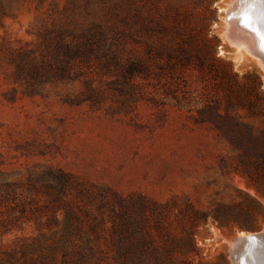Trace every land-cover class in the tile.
Here are the masks:
<instances>
[{"label":"rangeland","instance_id":"374dc122","mask_svg":"<svg viewBox=\"0 0 264 264\" xmlns=\"http://www.w3.org/2000/svg\"><path fill=\"white\" fill-rule=\"evenodd\" d=\"M230 1L0 0V44L7 40L14 46L34 45L37 33L45 27L85 20L113 27L128 43V55L141 56L147 44H159L162 31L176 30L183 39L204 32L214 39L215 57L228 65L239 85L232 95L221 84L224 74L220 69L216 76L187 71L179 76L202 103H175L167 98L153 107L138 101L132 103L128 115L110 116L87 104L65 102L76 97L78 83L46 86L33 96L22 94L23 88L10 81L11 69L3 66L0 173L24 174L27 169L40 171L51 165L122 195L136 192L159 202L177 195L208 209L246 201L243 193L254 195V190L247 187L237 168L236 152L219 131L199 122L210 120V113L198 112L203 104H220V115L248 124L256 133L264 130V73L256 58L236 54L223 38L227 26L223 10ZM114 99L107 96V104ZM232 212L228 226L219 227L209 218L198 227L194 264H231L228 248L237 232L264 227L263 222L253 229L240 228L249 218ZM51 232L33 221L19 222L0 236V248L36 237L44 240Z\"/></svg>","mask_w":264,"mask_h":264},{"label":"trees","instance_id":"16d2710c","mask_svg":"<svg viewBox=\"0 0 264 264\" xmlns=\"http://www.w3.org/2000/svg\"><path fill=\"white\" fill-rule=\"evenodd\" d=\"M84 22L45 27L34 45L4 40L0 68L11 69V83L27 96L46 86L78 83L76 97L65 102L87 104L110 116L128 115L138 101L153 107L167 98L202 103L179 76L187 71L216 76L220 69L221 84L235 95L232 90L239 85L228 65L215 57L214 39L204 32L183 39L176 30L162 31L159 44H147L143 55L130 56L116 29ZM107 96L115 99L107 104ZM220 109V104H203L198 112L212 117L199 122L219 131L236 152L237 168L254 190V195L243 193L246 201L208 209L177 195L159 202L136 192L122 195L51 165L24 174L0 173V236L23 221L52 230L44 240L36 237L0 248V264H194V236L209 218L219 227L228 226L234 209L249 218L240 228L263 223L264 130L256 133L250 125L220 115Z\"/></svg>","mask_w":264,"mask_h":264},{"label":"bare ground","instance_id":"6f19581e","mask_svg":"<svg viewBox=\"0 0 264 264\" xmlns=\"http://www.w3.org/2000/svg\"><path fill=\"white\" fill-rule=\"evenodd\" d=\"M223 12L226 33L230 34L227 37L228 44L235 49L236 54L245 53L251 56V60L254 57L260 65L261 58L264 57V0H231ZM251 235L253 234L238 231L236 237ZM234 244L233 241L230 242V246Z\"/></svg>","mask_w":264,"mask_h":264},{"label":"water","instance_id":"95a60500","mask_svg":"<svg viewBox=\"0 0 264 264\" xmlns=\"http://www.w3.org/2000/svg\"><path fill=\"white\" fill-rule=\"evenodd\" d=\"M262 1V0H261ZM229 33L226 29L223 32V38L228 40ZM259 65L262 73H264V57L261 58ZM244 231L253 235L243 237H235L232 241L235 243L229 246L228 252L231 264H264V227L257 231Z\"/></svg>","mask_w":264,"mask_h":264},{"label":"snow or ice","instance_id":"6c2138e0","mask_svg":"<svg viewBox=\"0 0 264 264\" xmlns=\"http://www.w3.org/2000/svg\"><path fill=\"white\" fill-rule=\"evenodd\" d=\"M245 26L247 27V23H245Z\"/></svg>","mask_w":264,"mask_h":264}]
</instances>
